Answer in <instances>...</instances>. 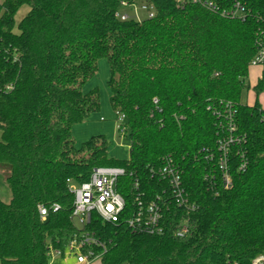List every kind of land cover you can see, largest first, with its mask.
<instances>
[{
  "label": "trees",
  "instance_id": "16d2710c",
  "mask_svg": "<svg viewBox=\"0 0 264 264\" xmlns=\"http://www.w3.org/2000/svg\"><path fill=\"white\" fill-rule=\"evenodd\" d=\"M243 1L258 14L244 23L177 0H2L0 84L11 90L0 92V170L12 200H0V264H50L53 250L64 252L79 234L68 180L86 182L98 167L126 169L129 208L136 181L149 199L170 204L160 235L94 215L89 231L106 245L101 264H253L264 256V108L242 103L264 0ZM123 2L155 15L121 20ZM102 59L111 107L127 117V161L108 157L104 136L79 147L73 138L74 126L101 109L100 90L84 88ZM253 90L264 93V67ZM220 140L228 141L230 187ZM168 157L196 206L184 238L175 231L187 211L152 173Z\"/></svg>",
  "mask_w": 264,
  "mask_h": 264
},
{
  "label": "built area",
  "instance_id": "2783aa9c",
  "mask_svg": "<svg viewBox=\"0 0 264 264\" xmlns=\"http://www.w3.org/2000/svg\"><path fill=\"white\" fill-rule=\"evenodd\" d=\"M198 5L211 13L217 14L223 18L247 22L252 17L258 16L256 12L243 0H184L182 3ZM123 2L121 7H133ZM144 10L150 12L148 18H153L155 10L152 6L141 5ZM135 20L142 21L136 8ZM121 20H128L131 17L126 13L118 12L116 14ZM251 67H264V35L258 39L257 52L250 63ZM11 87H4L0 84V92L10 91ZM158 100H154L156 105L155 111L162 112L157 105ZM117 116L116 129L122 137L127 136V117L121 112H115ZM153 117V114L151 115ZM104 121V118H101ZM231 126V124H229ZM232 142V139H230ZM219 150L222 153L220 167L225 177L226 187H230L231 179L228 175L227 155L228 141L220 140ZM153 176L167 183L163 189L173 193V199L178 207L187 211V216L181 221L175 231V236L184 238L193 232L192 220L189 215L196 210V206L191 203L188 193L182 180V172L179 163L172 157L164 160L163 166L159 169L152 170ZM128 174L125 168L120 167H98L95 168L90 179L81 184H73L70 180V191L74 198L71 212V219L79 222L81 227L78 228L79 234L70 242L64 252L53 250L50 254L51 259L54 257L73 256L77 264H92L101 258L106 251V245L94 233L89 231V225L96 215L104 223L119 224L125 223L131 230L137 233L148 235H160L165 232L164 220L165 212L168 210L169 201L158 195L156 199L148 198L144 189L141 188L137 181L132 185V191L135 190V196L132 199V207L127 206V199L122 193L125 184L122 178ZM132 175V174H131ZM152 176V177H153ZM58 206L53 207L57 212ZM42 220L48 215L46 208H40ZM76 225V224H75ZM100 250V252L97 251ZM253 264H264V256L258 257Z\"/></svg>",
  "mask_w": 264,
  "mask_h": 264
},
{
  "label": "rangeland",
  "instance_id": "374dc122",
  "mask_svg": "<svg viewBox=\"0 0 264 264\" xmlns=\"http://www.w3.org/2000/svg\"><path fill=\"white\" fill-rule=\"evenodd\" d=\"M183 2L184 0H177ZM2 0H0V3ZM137 13L141 20L147 19L148 14L151 11L150 7L148 10H144L141 4L135 6ZM133 7H121L120 12L128 14L131 18L135 19V11ZM30 8L28 6L22 7L15 17L16 25L28 14ZM17 30V27H16ZM262 67L251 68L252 70H260ZM110 78V67L107 60L102 59L98 62V72L95 77L85 86L84 91L86 93L91 90L98 88L101 94V109L98 113L91 116V118L83 123L77 124L73 128V138L76 146L79 147L82 143L88 141L92 137L104 136L109 144L108 157L110 159L127 161L130 159V139L128 136L122 137L116 129L117 116L113 111L110 104V90L108 88V81ZM251 75L246 78V86H250L252 83ZM256 100L264 108V105L260 102L261 99L253 93V89L249 88L243 91L242 103L254 105ZM104 118V121L101 120ZM0 200L5 203H9L12 200V193L7 184L6 177L0 170ZM76 226L81 227L79 222H75ZM50 264H77L76 258L73 256L66 257H54L51 259ZM92 264H101L97 261Z\"/></svg>",
  "mask_w": 264,
  "mask_h": 264
},
{
  "label": "crops",
  "instance_id": "0c3cea01",
  "mask_svg": "<svg viewBox=\"0 0 264 264\" xmlns=\"http://www.w3.org/2000/svg\"><path fill=\"white\" fill-rule=\"evenodd\" d=\"M251 68H250V71H249V76L251 75V78H252L251 80H252V83L253 84L250 85V88L253 89L257 85V83L259 82V80L262 78L263 68L262 69L259 68L260 70H258V69L256 70L255 69V70H252V71H251ZM254 68H257V67H254ZM253 93H255L254 90H253ZM259 98L261 99L260 102L264 105V93H262L259 96Z\"/></svg>",
  "mask_w": 264,
  "mask_h": 264
}]
</instances>
